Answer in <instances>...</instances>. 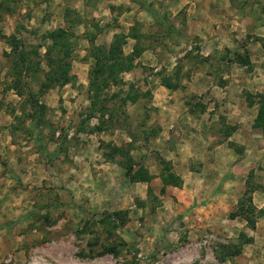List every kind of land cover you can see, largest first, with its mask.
Masks as SVG:
<instances>
[{
  "label": "rangeland",
  "instance_id": "rangeland-1",
  "mask_svg": "<svg viewBox=\"0 0 264 264\" xmlns=\"http://www.w3.org/2000/svg\"><path fill=\"white\" fill-rule=\"evenodd\" d=\"M6 2L8 10L0 8V33L7 37L0 38V264H247L246 251L258 253L254 264H264V226L255 248L250 246L255 235L246 232L251 227L242 226L245 220L228 221L235 219L229 215L239 212V201L248 190L239 175L235 184L242 186L241 197L225 198V204L231 201L232 211L217 215L213 225H205L203 233L190 240L183 229L178 236H165L162 220H151L163 205L161 181L151 186V195L143 190L141 198L132 200L123 193L124 183H116L111 198L118 207L126 204L131 209L100 206L94 199L90 203L96 206L91 207V196L83 195L84 190L91 194L100 186L89 178L83 162L105 160L104 155H111L115 146L126 154L131 139L125 130L134 137L131 158L149 173H157L159 161L166 160L161 154L169 157L167 146L156 142L162 128L152 106V93L164 77L183 92L177 98L193 119L208 107L214 109L204 118L212 145L228 135H244L235 117L251 121L254 113H241L235 106L253 105L264 115V84L259 81L264 79V29L263 37L255 34L264 25V0ZM152 10L158 19L150 16ZM163 19L176 34L163 32ZM58 29L66 31L68 57L49 39V33ZM10 36L23 42L27 62L32 63L23 66L17 77L20 94L11 89L15 76L6 56ZM207 40L219 48L210 49L203 58L199 48ZM117 45L124 58L132 57V66L118 72L115 82L102 92L96 109H107V128L92 132L100 113L90 114L89 72L96 56L110 57L109 51L116 54L111 49ZM135 49L139 51L131 56ZM57 60L70 62L73 79L42 88ZM209 67L219 88L231 79L238 80L229 86L227 96L219 89L214 91L217 98L212 93L185 92L189 76L199 69L209 71ZM125 94L130 100L122 104L120 97ZM248 133L261 137L248 158L259 157L253 169L263 171L256 175L248 171L244 176L249 189L256 190L264 188V116ZM170 137L168 147L173 148L177 135L171 132ZM229 147L241 150L234 142ZM114 161L126 163L123 157ZM114 211L120 215L112 223L100 222ZM258 216L256 211L251 216L254 227L259 219L264 221Z\"/></svg>",
  "mask_w": 264,
  "mask_h": 264
},
{
  "label": "crops",
  "instance_id": "crops-1",
  "mask_svg": "<svg viewBox=\"0 0 264 264\" xmlns=\"http://www.w3.org/2000/svg\"><path fill=\"white\" fill-rule=\"evenodd\" d=\"M77 1L80 2L82 0ZM263 29V26L260 28L258 27L255 30V34L263 37ZM200 45L199 55L203 58H206L210 54V49L213 48L212 50H214V48H219L218 44L215 46L212 45L210 40L202 42ZM201 70L202 69H199L189 76L186 82L187 88L185 92L193 95L212 93L217 98L219 95L214 91L219 89L220 93L223 92L222 96L224 95L226 97L229 93V86H232V82L238 81L236 79H231L225 83L226 86L219 88L215 83V73L210 70V67L209 71ZM259 81H262L261 83L264 84L263 78ZM179 92L181 94L183 93L180 90L167 89L160 83L152 93V106L160 118L159 122L162 128L160 135L156 138V142H160L161 147L164 145L165 147L167 146L165 153H168L169 157H166L165 154L161 155L171 163L173 172L181 179L182 183L179 187L166 186L164 195L161 196L163 205L158 208L159 210H157L156 214L151 215V220H162L161 223L166 226L162 227L161 232L165 234V236H171L172 234L178 236L181 234L180 230L183 229L186 239L190 240L202 234L205 225H207V227L213 225L217 215H225L227 212L232 211L233 205L231 201L225 204V198H231L232 196L237 198L241 197L242 194L240 195L239 193L242 190V186L239 187L235 184L238 175L240 183L245 185L246 180L244 176L248 174V171L250 172L249 174L254 175L262 173L263 170L258 167L257 169H253L259 157H254V159L252 157L248 158L250 154L249 150L254 149L255 144L260 142L259 138L261 137L249 135L248 133L251 127H253L257 116L255 107L248 104L243 106L238 105L234 107V110H239L241 113H254L251 121L245 122L242 118L240 119L238 116L235 117V123L239 125L237 127L238 131L243 132L244 135L239 136V138H233L232 135H230L226 140L212 145L213 138L210 137L208 133V123L204 118H206V116L208 117V113L210 111L213 112L214 109L208 107L198 114L200 116L199 118L193 119L189 113L191 111L184 106L181 98H177ZM193 111L194 108H192V112ZM229 111L231 110L228 109V112ZM229 115L230 114H228V117ZM173 127L176 129L173 130ZM171 132L177 135L173 148H170V146L168 147V145H171ZM231 142L239 144L241 151L236 152L231 149L229 147V143ZM260 151L261 150L257 151L258 154H261ZM237 161H239V163H237ZM83 164L84 167H88L90 171L89 178L101 186L100 188L98 185V189L91 194H89V191L84 190L83 195L91 196L88 199L89 203L91 199H94L95 202H97L96 204H100V206L106 204L109 208H132L128 207L129 205L126 206V204L124 207H118L117 203L111 198L113 192H116L114 189L117 185L116 183H124L123 193L125 192L129 200H132L134 196H140L141 198L143 196V190L145 193L148 187L151 188L155 182L161 181L159 176L161 169L159 167L157 173L150 172L152 179L149 182L130 183L124 176L125 171L116 162L101 159L99 162L91 163V161H88L87 163L83 162ZM261 167L263 168L262 165ZM71 169H74V167L71 166ZM71 169L70 171H72ZM116 172L117 177L114 176ZM118 174H121V176L118 177ZM71 183L72 182H70V184ZM117 193H119L118 189ZM72 196L75 197L74 194H72ZM96 204L90 203L91 207L96 206ZM250 204L257 210L264 207V188L256 189L251 192ZM236 220L238 219L235 218L234 220L228 221L234 222ZM242 222H244L242 226L247 223L246 221ZM262 222L264 223V221L259 219L254 228H251V230L246 228V232L250 231L249 233L255 235V237H253V245H250L253 247L255 246V248L258 244L257 240L260 239V235L263 231L262 227L264 225ZM177 225L179 226L177 227ZM172 228L173 230H171ZM244 255L249 256L247 264H254L258 261V258H256L258 257V253L248 254V251H246Z\"/></svg>",
  "mask_w": 264,
  "mask_h": 264
},
{
  "label": "trees",
  "instance_id": "trees-1",
  "mask_svg": "<svg viewBox=\"0 0 264 264\" xmlns=\"http://www.w3.org/2000/svg\"><path fill=\"white\" fill-rule=\"evenodd\" d=\"M6 1H12V0H0V8H4L5 10H8L6 6ZM243 9V8H239ZM149 14L151 17H156V13L152 10L149 11ZM159 17H156L158 19ZM163 27L164 33L168 34H176L177 30L166 23V21L163 19ZM264 27V25H263ZM49 39L53 45L58 50H62L63 54L69 56V51H70V45L66 41V31L58 29L53 31L52 33H49ZM0 38H7L3 37L0 33ZM118 36L115 37V39L118 40ZM8 43L10 44V53H6V56L10 58L11 60V66L9 70L14 73L13 76H15V83L12 85L13 90H15L18 94L21 93V87L22 85L20 84V79L17 77L21 75L22 73V67L23 66H28L32 63L27 62V59L29 58L28 53L23 51L22 48L24 47L23 42L18 39H16L15 36H10L7 39ZM120 45V44H119ZM117 45V46H119ZM116 44L113 45L115 47ZM111 50H116L117 53L113 54L111 51L109 53L111 54L110 57H106L104 55H101V58L96 56V61L93 69L89 72V91L92 93L91 95V109H90V114L95 111H98L100 114L98 116V124L96 127L92 129V132L97 131V132H102L105 131L107 128V119L105 118V114L108 112L106 108L103 106H99L98 109H96V106L101 103L100 97L102 95V92L107 89L110 83H114L116 80V76L118 72H124L125 70H128L132 66V61L131 58H124L122 53L120 52V46L116 48H112ZM139 51V50H138ZM138 51L133 50V55L134 56ZM200 57V56H199ZM20 58V60L18 59ZM201 58V57H200ZM14 60V61H13ZM17 60V62H16ZM127 63V64H126ZM70 62L69 61H62V60H57L55 61V65L51 69L50 73V78H48V83H43L42 88L49 89L51 85L47 84H53L57 85L59 84V81L61 83H69L73 79L72 76L69 74V69H70ZM175 74H178L176 72ZM161 85L164 86L167 89L171 90H176L177 86L171 84V79L169 78H162L161 79ZM117 96H119L117 94ZM122 100V104H125L128 102L129 97L128 94H125L124 96L120 97ZM99 99L98 103L96 104V101ZM135 99H133L134 101ZM33 105V103H32ZM205 110V109H204ZM202 110L201 112H203ZM262 109H259L257 116L254 121V126L256 127L257 125L260 124L261 120L263 119V113H261ZM37 110H35L36 112ZM263 112V111H262ZM89 114V116H90ZM92 115V114H91ZM129 138L131 139V143L128 144L126 148V154L122 153V150L120 147L115 146L113 147V153L111 155H104V159L107 161L115 162L116 157H123L125 159L124 164L117 163L120 167L123 168L124 176L125 178L130 182V183H147L152 179V176L150 175L149 171H147L141 164L136 163L132 158H131V151L133 150V144L132 141L134 137L130 134L129 131L125 130ZM229 136V135H228ZM146 141H148V138H145ZM241 151V150H240ZM238 152V151H236ZM122 155V156H121ZM114 158V159H113ZM160 163V169L161 172L159 174L161 178V183H162V189H161V194L165 192L166 186H174V187H179L181 185V179L175 175L173 172L171 163L169 161H166L164 159H161L159 161ZM246 186H247V192H244V195L249 196L248 194L253 191L252 189H249V182L246 181ZM252 190V191H251ZM152 190L150 187L147 189V195H151ZM243 197L239 201L238 205V213H232L229 215V217L232 218H237L240 217L241 219H244L247 222V225L249 227L254 228V218L251 216L253 215V212L259 213L260 218L264 219V207L260 210L257 211V209L250 204L251 196L249 197ZM247 207H249L248 210ZM253 208V209H250ZM253 210V211H252ZM247 213V214H245ZM120 215V212L114 211V212H109L104 215V218L100 221L101 223L108 224L112 223L111 219L113 217H117ZM248 243V242H247Z\"/></svg>",
  "mask_w": 264,
  "mask_h": 264
}]
</instances>
